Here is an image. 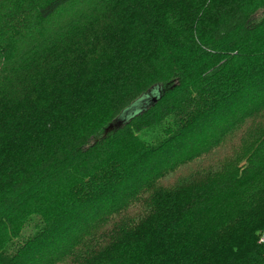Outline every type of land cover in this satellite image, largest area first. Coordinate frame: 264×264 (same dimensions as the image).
<instances>
[{
	"label": "trees",
	"instance_id": "trees-1",
	"mask_svg": "<svg viewBox=\"0 0 264 264\" xmlns=\"http://www.w3.org/2000/svg\"><path fill=\"white\" fill-rule=\"evenodd\" d=\"M262 236L264 0H0V264H264Z\"/></svg>",
	"mask_w": 264,
	"mask_h": 264
},
{
	"label": "rangeland",
	"instance_id": "rangeland-1",
	"mask_svg": "<svg viewBox=\"0 0 264 264\" xmlns=\"http://www.w3.org/2000/svg\"><path fill=\"white\" fill-rule=\"evenodd\" d=\"M260 14H258V16H259ZM257 16V17H258ZM140 105H133V106H131V107H129L127 110H125L124 112H122L120 115H119V117L117 118V121H120V122H125V121H127L129 118H130V116L132 115V114H134V113H136V112H138L139 111V109H140Z\"/></svg>",
	"mask_w": 264,
	"mask_h": 264
},
{
	"label": "water",
	"instance_id": "water-1",
	"mask_svg": "<svg viewBox=\"0 0 264 264\" xmlns=\"http://www.w3.org/2000/svg\"><path fill=\"white\" fill-rule=\"evenodd\" d=\"M120 124H122V122H120V121H116V123H115V127H118ZM113 128V126H110L109 127V129H112Z\"/></svg>",
	"mask_w": 264,
	"mask_h": 264
},
{
	"label": "built area",
	"instance_id": "built-area-1",
	"mask_svg": "<svg viewBox=\"0 0 264 264\" xmlns=\"http://www.w3.org/2000/svg\"><path fill=\"white\" fill-rule=\"evenodd\" d=\"M264 241V236H262L260 239H259V243H262Z\"/></svg>",
	"mask_w": 264,
	"mask_h": 264
}]
</instances>
